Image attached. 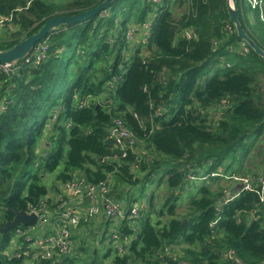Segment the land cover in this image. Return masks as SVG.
<instances>
[{"label": "trees", "instance_id": "1", "mask_svg": "<svg viewBox=\"0 0 264 264\" xmlns=\"http://www.w3.org/2000/svg\"><path fill=\"white\" fill-rule=\"evenodd\" d=\"M101 1L0 0V17H10L3 20L0 50L38 31L51 16ZM236 1L243 28L264 49V0L261 10ZM130 28H138L137 40L127 38ZM187 28L195 38L183 35ZM47 36L41 62L22 63L15 75L0 72V226L31 204L56 207L57 193L50 197L46 185L49 174L62 182L75 176L107 180L116 198L134 186L145 190L154 184L147 203L157 204L163 191L158 210L147 215L144 207L134 228L122 219L119 230L127 241L122 252L107 249L110 264H235L226 252L243 264H264V204L256 193L241 190L222 203L223 192L207 184L184 192L190 175L238 174L243 164L235 166L237 154L243 158L264 139L258 79L264 58L251 48L244 54L228 49L241 39L226 0H114L91 18L61 24ZM219 54L231 61L222 72L210 68ZM114 117L143 150L136 166L135 152L121 157L107 138ZM184 197L186 220L176 210ZM14 233L15 228L0 233V264H24V256L3 253ZM19 242L25 249L27 242ZM166 244L179 254L177 260L160 258ZM72 256H62L61 264Z\"/></svg>", "mask_w": 264, "mask_h": 264}, {"label": "built area", "instance_id": "2", "mask_svg": "<svg viewBox=\"0 0 264 264\" xmlns=\"http://www.w3.org/2000/svg\"><path fill=\"white\" fill-rule=\"evenodd\" d=\"M247 1L253 9L260 8L261 10L263 0ZM260 14L261 18H264L262 10ZM9 19L10 17H0V24H2L3 20ZM149 27L150 22L147 21L143 24L142 28L147 30ZM228 29L232 30L230 26H228ZM137 31L138 28L128 30L127 38H134ZM183 35L187 39L196 37L195 31L191 28L185 29ZM48 47L49 40L47 36L37 41L20 63L17 61L13 64L0 62V72L7 75H15L18 73V69L22 63L31 62L36 64L41 62L45 58ZM228 49L230 51L236 49L239 53L244 54L249 52L250 47L241 39L238 42L237 48L230 45ZM218 60L226 67L231 66V61L223 54L218 55ZM220 109L213 108L215 113H219ZM107 138L113 141L121 157H125L128 150L135 152L136 162L134 166L138 164L137 161L142 157L143 150L138 147L136 143L137 138L121 118L114 117L112 119L108 127ZM218 173L220 174V172H211L210 176H218ZM224 176L240 185V189H238L236 194L241 190L251 191L258 195L260 202H264V167L256 178L236 173ZM189 178L194 179V176L190 175ZM109 191V182L107 180L91 182L84 177L75 176L62 182V190H58L55 200L57 203L56 207H48L45 202L41 203L40 206L29 205L28 210L25 211L28 213L33 212L37 215L36 224H38V227L34 228V225H23V227L19 225L15 227L14 236L10 239L9 245L3 253L15 257L24 256V264H40L44 260H55L67 254L72 241V229L89 225L94 219L100 217L104 219L121 217L124 219L126 217L129 220L130 226L134 228L136 226L135 218L139 210L137 205L132 206L126 214V212H122V206L119 201L109 198ZM228 200L223 199L222 203ZM215 222L213 221L212 223ZM47 226L48 228L43 229L42 232V228ZM112 237L115 239L114 247L119 252H122L124 248L120 244V235L113 234ZM20 239H24L27 242L25 249L22 248V242H19ZM123 240L127 241V237L124 236ZM172 248V244H166L163 247L160 258L167 255L168 258L177 260L179 254L173 251ZM224 256L232 259L235 264H243L232 252H226ZM163 260L166 263L165 258ZM179 262L186 264L184 260H180Z\"/></svg>", "mask_w": 264, "mask_h": 264}, {"label": "rangeland", "instance_id": "3", "mask_svg": "<svg viewBox=\"0 0 264 264\" xmlns=\"http://www.w3.org/2000/svg\"><path fill=\"white\" fill-rule=\"evenodd\" d=\"M45 1H49V2H68L70 0H45ZM244 3H242V5L244 6V8L246 9L247 6L251 5L249 4V2L247 0H243ZM183 7V6H182ZM181 7H178V9L176 8V10H180ZM252 8V7H251ZM105 12H102L100 15H104ZM261 17V14H260ZM248 19L251 23L255 22V19L252 15H248ZM5 21V20H4ZM3 25L0 24V30ZM132 28H130L129 30H131ZM145 34V32H144ZM128 35V34H127ZM138 36H135L134 38H136L137 40ZM264 40V39H263ZM143 48V47H141ZM142 51H144L142 49ZM130 60V58H129ZM211 70H217L219 72H222L225 70L223 64L221 62H217L213 65H211ZM209 68V69H210ZM262 77V76H261ZM260 81V80H259ZM259 85L261 87L264 86L263 83ZM262 103L264 104V96L262 95ZM264 137V136H263ZM259 138L256 140V142L254 143L255 146L252 147L251 151L248 152L243 158L240 154H237L236 156V162H235V166L241 161L243 164V168H241L238 172V174L240 175H246L249 176L251 178H256V176L259 174V172H261L262 168L264 167V139L261 140L259 143ZM258 143V144H257ZM257 144V145H256ZM45 145L43 142L41 144V146ZM244 169H250V170H246L245 172ZM211 173V172H210ZM210 173L201 176L200 179L197 178H190V182L188 183L185 187V194H187V191L190 190L192 192H195L197 190V186L201 185V184H207L210 187V190L215 191L219 194H222V192H224L225 195V189H228V191L236 185V182H233L230 179H227L226 176H224L225 173L220 172V174L218 175V179L213 180L210 176ZM54 178L53 174H49L46 176V185L48 188V194L50 197L54 198L57 190H62V181H58ZM194 184V189L192 190V185ZM138 186H134V188H130L128 191H126L122 196L116 198L113 195H111L110 191L108 192V196L110 199L119 201L121 206L123 207V205L125 206V204H129L127 206V211H129V209L134 206L137 205L138 207V215L136 216V218L141 216V210L145 207V213L147 215H154L155 211L154 208H156L158 210L159 206H160V201H159V197L162 194L163 191H159L158 190V194L157 195V204L155 201L153 202H148L147 203V199L149 198V195L151 194L152 190H154V184H148V189L142 190L137 188ZM231 187V188H230ZM222 200V199H221ZM189 199L187 197L182 198L181 200L178 201V208L176 209L177 215L180 218H183L184 220H186V216L183 215V210L185 209L187 203H188ZM262 204H264V202H261ZM255 212V210H253V213ZM263 212H264V207H263ZM252 213V212H251ZM121 218V217H120ZM120 218H112V219H107L109 222L108 224L105 225H100V227L98 228V232L95 231L94 229L97 228L95 226L92 225V227L89 229L88 227L86 229H83L80 226V229L82 232H84L85 234L83 235V241H81L79 243V245H82V248L80 249V246L77 247L78 251L76 254H73L74 256H72V259H67L65 261L64 264H85L87 261L93 260V264H100V263H106V264H110L112 256H108L107 252H108V248H110L111 250H116L114 248V244H115V239H113L112 235L113 234H117L120 235V244L123 246V237H121V232H120V226H117L116 220H119ZM254 218H256V216H254ZM122 219V218H121ZM162 219H165L164 217H162ZM138 221V219H137ZM142 224L139 222V226H141ZM38 227V224H35L33 226ZM94 230V231H93ZM73 231L74 229H72V236H73ZM89 247V250H87V248ZM84 248V249H83ZM93 249H95L96 251L93 253ZM78 254V255H77ZM161 259H164L163 257Z\"/></svg>", "mask_w": 264, "mask_h": 264}, {"label": "water", "instance_id": "4", "mask_svg": "<svg viewBox=\"0 0 264 264\" xmlns=\"http://www.w3.org/2000/svg\"><path fill=\"white\" fill-rule=\"evenodd\" d=\"M113 1L114 0H102L91 8L84 9L71 15L59 14L49 17L38 31L28 35L6 50H0V62L10 64L15 63L18 59L23 58L32 49L33 45L37 41L44 38L51 29L56 28L61 24L70 25L87 20L96 13L103 11ZM226 9L228 17L234 25L237 36L244 40L256 54L264 58V49L248 35L239 20L237 1L226 0ZM236 192L226 196L224 200L232 199L237 195ZM36 221L37 215L35 213H28L25 210H15L13 218L11 220H7L2 226H0V233H4L7 230L13 229L19 225H35Z\"/></svg>", "mask_w": 264, "mask_h": 264}, {"label": "crops", "instance_id": "5", "mask_svg": "<svg viewBox=\"0 0 264 264\" xmlns=\"http://www.w3.org/2000/svg\"><path fill=\"white\" fill-rule=\"evenodd\" d=\"M262 76V77H261ZM258 79L260 80L259 82H260V84L261 83H263L264 84V75H259V77H258ZM259 91H261L262 92V95L264 96V86L262 87V85H261V87H260V89H259ZM231 188V187H230ZM238 189H240V185L239 184H237L236 183V185L235 186H233L229 191H228V189H225L226 191V193H225V195H224V192H223V195L221 196V199L223 200L226 196H229L230 194H232V193H235L236 191H238ZM221 200V201H222ZM86 202V201H85ZM86 204V203H85ZM125 206H128V205H126L125 204ZM124 205H123V207H122V212H126V207H125ZM117 218H120V217H117ZM108 220L107 219H104L103 217H100V218H97V219H94L89 225H86V226H83V227H81V228H83V229H86L87 227L90 229L91 227H92V225L93 226H95V227H97V228H95L94 230L95 231H97L98 232V228L100 227V225H105V224H108ZM116 223H117V226H120L121 224H122V219L120 218L119 220H116ZM47 229L48 228V226L47 227H43L42 228V232H43V229ZM93 230V231H94ZM85 233L84 232H82L81 231V229H80V226L79 227H76V228H74V231H73V236H72V241H71V244H70V248H69V251H68V253L67 254H76L77 253V251H78V249H77V247H79L80 246V249L82 248V245H79V243L81 242V241H83V235H84ZM79 245V246H78ZM77 246V247H76ZM66 255V254H65ZM64 256V255H63ZM61 257L62 256H60L59 258H57L58 259V261H59V263L58 264H61L62 263V261H61ZM56 259V260H57Z\"/></svg>", "mask_w": 264, "mask_h": 264}]
</instances>
